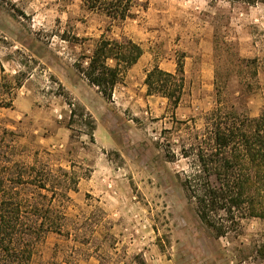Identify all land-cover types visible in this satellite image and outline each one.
<instances>
[{"label": "rangeland", "instance_id": "374dc122", "mask_svg": "<svg viewBox=\"0 0 264 264\" xmlns=\"http://www.w3.org/2000/svg\"><path fill=\"white\" fill-rule=\"evenodd\" d=\"M102 35L144 49V67L125 74L108 105L75 67ZM179 59L185 86L173 112L165 97L147 95L144 79L155 65L174 72ZM218 88L236 111L264 112V0H135L122 22L82 0H0V102L12 101L0 106V129L15 132L18 158L77 182L57 192L63 230L46 235L36 263L264 264V220L218 237L177 177L188 167L180 144L206 127ZM78 98L102 129L106 117L107 141L106 132L91 140L95 118L80 115Z\"/></svg>", "mask_w": 264, "mask_h": 264}, {"label": "trees", "instance_id": "16d2710c", "mask_svg": "<svg viewBox=\"0 0 264 264\" xmlns=\"http://www.w3.org/2000/svg\"><path fill=\"white\" fill-rule=\"evenodd\" d=\"M82 1L89 9L101 10L118 22L131 16L135 3ZM143 53L142 46L130 37L119 40L102 35L91 54L83 57L86 64L78 61L75 67L106 101L112 102L116 86ZM144 84L147 95L165 97L175 112L185 86L183 59L177 61L174 72L159 65L147 70ZM220 89L216 106L205 117L206 127L180 144V156L188 167L177 177L198 217L216 236H238L245 220H264V112L252 117L244 110L236 111L223 99ZM68 104L73 117L76 104ZM0 106L12 107V101H1ZM78 106L81 116H89L82 104ZM88 124V135L94 142L95 120ZM177 156L174 149L165 151L168 161H175ZM67 174L65 169L54 170L42 161L18 158L15 132L0 129V264H37L38 248L46 235L62 232L65 214L55 204L57 192L66 188L77 191L74 178L70 179L72 187L62 180ZM257 253L264 258V241Z\"/></svg>", "mask_w": 264, "mask_h": 264}, {"label": "crops", "instance_id": "0c3cea01", "mask_svg": "<svg viewBox=\"0 0 264 264\" xmlns=\"http://www.w3.org/2000/svg\"><path fill=\"white\" fill-rule=\"evenodd\" d=\"M141 45V44H140ZM142 46V45H141ZM143 48V47H142ZM144 50V49H143ZM143 56H144V53L142 54V56L140 57V59L129 69V70H132L133 68H138L139 66H140V68H142V67H144V63L141 61L142 60V58H143ZM110 63L111 64H113L114 62L112 61V60H110ZM138 66V67H137ZM128 70V71H129ZM167 71H170V70H167ZM170 72H172V71H170ZM92 86V85H91ZM94 87V86H93ZM102 96V95H101ZM78 100H79V102L85 107V109H86V111L87 112H89L90 114H92L93 115V118H95V125H96V129L94 130V138H95V140H97V141H99V139H98V135L99 134H101L102 136H103V133L104 132H108V130L106 129V127H105V129H104V126H107L106 124H107V120H106V117H104V116H102L101 118V120H102V123H103V129L101 128V126H100V120H99V118H98V116H96V114L91 110V108H90V106L87 104V102H86V100H82V99H80V98H78ZM106 101V100H105ZM104 103V102H103ZM104 104H113V102L111 103V102H108V101H106ZM107 110H108V108H107ZM107 132H106V135L104 136V140H108V135H107ZM103 140V139H102ZM104 141H102V143H103Z\"/></svg>", "mask_w": 264, "mask_h": 264}]
</instances>
